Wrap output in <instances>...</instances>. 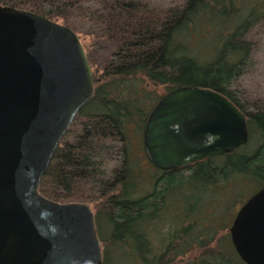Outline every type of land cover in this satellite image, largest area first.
I'll use <instances>...</instances> for the list:
<instances>
[{
    "label": "trees",
    "instance_id": "1",
    "mask_svg": "<svg viewBox=\"0 0 264 264\" xmlns=\"http://www.w3.org/2000/svg\"><path fill=\"white\" fill-rule=\"evenodd\" d=\"M92 2L102 11L85 6ZM0 4L71 27L85 49L94 93L59 141L39 192L57 202L91 204L102 264H246L229 228L238 208L264 186V105L240 102L232 86L252 48L247 33L264 27V0ZM182 86L229 98L245 114L248 140L228 153L163 170L145 153L144 128L161 97ZM140 179L152 186L136 196Z\"/></svg>",
    "mask_w": 264,
    "mask_h": 264
},
{
    "label": "water",
    "instance_id": "2",
    "mask_svg": "<svg viewBox=\"0 0 264 264\" xmlns=\"http://www.w3.org/2000/svg\"><path fill=\"white\" fill-rule=\"evenodd\" d=\"M93 93L92 69L71 27L0 4V264H102L90 205L39 192L59 141ZM247 140L245 114L200 86L165 93L143 133L147 157L163 170ZM229 233L246 264H264V186L238 208Z\"/></svg>",
    "mask_w": 264,
    "mask_h": 264
},
{
    "label": "rangeland",
    "instance_id": "3",
    "mask_svg": "<svg viewBox=\"0 0 264 264\" xmlns=\"http://www.w3.org/2000/svg\"><path fill=\"white\" fill-rule=\"evenodd\" d=\"M157 6H171L183 3V0H145ZM86 7L93 10L102 11V6L98 2L85 4ZM246 41L252 45L249 56L245 60V72L237 78L232 89L235 92L240 102L250 104L258 103L264 105V27L258 25L252 28L246 35ZM83 43L88 42V38L82 40ZM201 48V47H198ZM156 92L160 95L164 93L162 87H157ZM141 162L142 152L139 151ZM146 168V165L141 164V169ZM150 182V183H149ZM136 196L144 194L151 188V181L140 179L138 181ZM146 184V185H145ZM91 206V204H89Z\"/></svg>",
    "mask_w": 264,
    "mask_h": 264
}]
</instances>
